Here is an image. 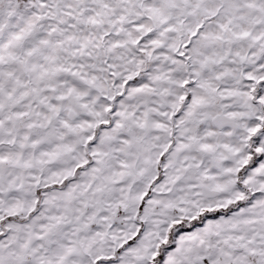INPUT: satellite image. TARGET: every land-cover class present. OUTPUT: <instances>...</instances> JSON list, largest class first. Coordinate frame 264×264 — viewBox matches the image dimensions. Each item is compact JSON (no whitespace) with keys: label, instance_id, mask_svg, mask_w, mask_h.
Segmentation results:
<instances>
[{"label":"snow or ice","instance_id":"snow-or-ice-1","mask_svg":"<svg viewBox=\"0 0 264 264\" xmlns=\"http://www.w3.org/2000/svg\"><path fill=\"white\" fill-rule=\"evenodd\" d=\"M0 264H264V0H0Z\"/></svg>","mask_w":264,"mask_h":264}]
</instances>
